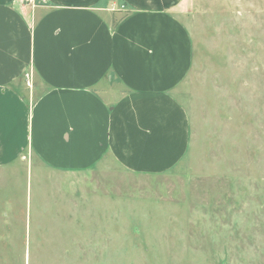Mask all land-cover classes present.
Wrapping results in <instances>:
<instances>
[{
    "label": "rangeland",
    "instance_id": "rangeland-1",
    "mask_svg": "<svg viewBox=\"0 0 264 264\" xmlns=\"http://www.w3.org/2000/svg\"><path fill=\"white\" fill-rule=\"evenodd\" d=\"M162 1L192 45L178 94L186 154L159 174L110 157L85 171L3 174L0 252L10 264L68 260L66 235L38 229L93 224L119 227L117 247L131 259L116 264H142L144 245L151 264H264V0Z\"/></svg>",
    "mask_w": 264,
    "mask_h": 264
},
{
    "label": "crops",
    "instance_id": "crops-1",
    "mask_svg": "<svg viewBox=\"0 0 264 264\" xmlns=\"http://www.w3.org/2000/svg\"><path fill=\"white\" fill-rule=\"evenodd\" d=\"M162 3L0 0V176L85 171L104 157L140 174L180 162L190 131L178 94L191 71L192 45ZM102 216L117 217L93 215ZM118 229H38L66 235L70 258L46 264H116L118 254L130 261L117 247ZM150 250L131 252L151 264ZM0 264H10L1 252Z\"/></svg>",
    "mask_w": 264,
    "mask_h": 264
},
{
    "label": "built area",
    "instance_id": "built-area-1",
    "mask_svg": "<svg viewBox=\"0 0 264 264\" xmlns=\"http://www.w3.org/2000/svg\"><path fill=\"white\" fill-rule=\"evenodd\" d=\"M36 0H23V3L28 6H33Z\"/></svg>",
    "mask_w": 264,
    "mask_h": 264
}]
</instances>
